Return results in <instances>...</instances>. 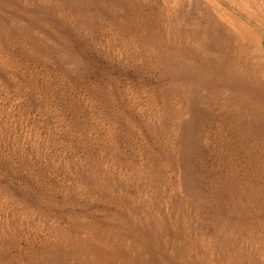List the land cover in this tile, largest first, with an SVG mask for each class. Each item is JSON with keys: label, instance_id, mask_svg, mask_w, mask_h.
I'll return each instance as SVG.
<instances>
[{"label": "rangeland", "instance_id": "374dc122", "mask_svg": "<svg viewBox=\"0 0 264 264\" xmlns=\"http://www.w3.org/2000/svg\"><path fill=\"white\" fill-rule=\"evenodd\" d=\"M0 264H264V0H0Z\"/></svg>", "mask_w": 264, "mask_h": 264}]
</instances>
